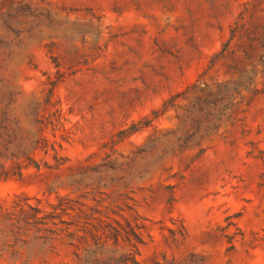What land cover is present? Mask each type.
<instances>
[{
    "label": "rangeland",
    "instance_id": "obj_1",
    "mask_svg": "<svg viewBox=\"0 0 264 264\" xmlns=\"http://www.w3.org/2000/svg\"><path fill=\"white\" fill-rule=\"evenodd\" d=\"M50 80L68 162L0 180V264H90V230L114 220L144 226L138 264H264V0H0V94H18L20 110L40 105ZM218 90L223 100L197 106ZM103 159L120 181L95 194L66 185L67 167ZM56 196L74 202L72 239L56 219L25 217L28 205L53 212ZM228 223L240 232L231 252Z\"/></svg>",
    "mask_w": 264,
    "mask_h": 264
},
{
    "label": "trees",
    "instance_id": "obj_2",
    "mask_svg": "<svg viewBox=\"0 0 264 264\" xmlns=\"http://www.w3.org/2000/svg\"><path fill=\"white\" fill-rule=\"evenodd\" d=\"M237 31V26L230 29L231 40ZM250 43L254 39H249ZM229 42L224 44L219 52L214 54L209 60L207 70L213 68L219 59H225ZM249 60L250 58H245ZM57 67V64L55 63ZM232 65L229 70H233ZM252 71V70H251ZM48 90L46 91L42 103L32 105L25 109L15 108L18 94L6 92L0 94V180L13 178L23 180L28 170H34L36 174L42 171L58 172L64 167L68 160L62 156V145L57 142V133L64 130L65 118L60 108V103L54 98L53 90L56 82L48 81ZM248 90V87H247ZM224 92V94H223ZM218 90V96L209 100L210 95H200L197 97V106L202 102L215 104L226 97V92ZM254 93V90L251 91ZM251 93V94H252ZM254 96V95H252ZM178 96H172L164 101L161 106L151 112L150 117L131 123L126 129L120 131L117 136V142L124 137H128L144 128L149 127L153 120L173 107L174 99ZM178 148L185 147V139H178ZM114 142V143H117ZM37 154L42 158L38 159ZM50 156V162L46 160ZM107 159V158H106ZM103 159L102 163L88 165L80 163L75 167H67L66 185L75 191L85 185L91 187L92 193L95 194L101 187H105V179L111 184L114 181H120L122 178L106 176L107 172L114 171L117 168L115 163H109ZM90 172L95 174V178L90 181ZM90 181V182H89ZM74 202L67 197L56 196V203L52 204L51 213L39 215V211L27 206L34 211L33 214H25V217L31 221L34 226L45 225L50 221L58 220L54 225L63 226L59 231L64 237L72 239L75 232L71 230L74 225L69 219L73 211ZM232 223L220 228L222 236L226 240V252L234 250L232 241L235 235H240L238 229L235 234L227 233ZM182 229L183 226H182ZM144 226L131 224L128 221L123 223L119 221L105 222L101 226H93L90 230V264H138L137 255L139 247L144 244L142 231Z\"/></svg>",
    "mask_w": 264,
    "mask_h": 264
}]
</instances>
